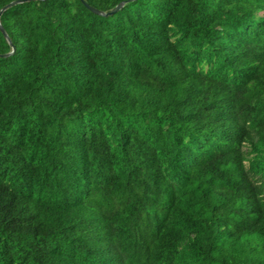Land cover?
<instances>
[{"label":"trees","instance_id":"16d2710c","mask_svg":"<svg viewBox=\"0 0 264 264\" xmlns=\"http://www.w3.org/2000/svg\"><path fill=\"white\" fill-rule=\"evenodd\" d=\"M84 1L0 16V264H264V0Z\"/></svg>","mask_w":264,"mask_h":264},{"label":"water","instance_id":"95a60500","mask_svg":"<svg viewBox=\"0 0 264 264\" xmlns=\"http://www.w3.org/2000/svg\"><path fill=\"white\" fill-rule=\"evenodd\" d=\"M26 1H30V0H13L11 1L10 3H8L7 5H5L4 7L1 8L0 10V16L2 15V13L7 10L8 8L12 7L13 5L15 4H18V3H23V2H26ZM84 1V0H83ZM131 0H125V1H121L120 3H118L111 11L109 12H105L103 10H100L92 5H90L89 3H87L86 1H84L85 5L91 10L93 11L94 13L96 14H99V15H103V16H106L108 14H113L115 13L116 11H118L120 8L123 7V5L126 3V2H129ZM0 29L1 31L3 32V34L5 35L6 39L8 40V42L11 44L12 46V50L8 53H5L3 54L4 56H8L10 54H13L14 51H15V46L14 44L12 43L7 31L5 30L4 26L2 25L1 21H0Z\"/></svg>","mask_w":264,"mask_h":264},{"label":"snow or ice","instance_id":"6c2138e0","mask_svg":"<svg viewBox=\"0 0 264 264\" xmlns=\"http://www.w3.org/2000/svg\"><path fill=\"white\" fill-rule=\"evenodd\" d=\"M262 15H264V13H262Z\"/></svg>","mask_w":264,"mask_h":264}]
</instances>
